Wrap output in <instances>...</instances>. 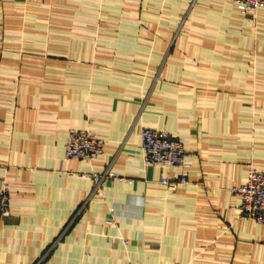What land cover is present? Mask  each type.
Listing matches in <instances>:
<instances>
[{
    "label": "crops",
    "instance_id": "crops-1",
    "mask_svg": "<svg viewBox=\"0 0 264 264\" xmlns=\"http://www.w3.org/2000/svg\"><path fill=\"white\" fill-rule=\"evenodd\" d=\"M69 1L0 0V264H264V224L232 189L264 170V98L246 96L264 8L134 0L140 19L96 18L79 9L98 2ZM71 127L104 151L67 158ZM144 127L186 138L189 183L145 164ZM105 171L119 177L96 188Z\"/></svg>",
    "mask_w": 264,
    "mask_h": 264
},
{
    "label": "built area",
    "instance_id": "built-area-1",
    "mask_svg": "<svg viewBox=\"0 0 264 264\" xmlns=\"http://www.w3.org/2000/svg\"><path fill=\"white\" fill-rule=\"evenodd\" d=\"M243 14H255L264 8V0H234ZM105 140L99 134L77 127H71L67 136L65 151L69 158H93L104 151ZM141 146L145 164L160 166L176 171L172 178L165 175L161 182L171 189L190 182L188 174L183 171L191 165V153L187 148L185 137L169 131L144 127L141 130ZM100 187L108 178H117L115 172L91 173ZM240 196L241 211L248 217L264 224V170L253 167L248 169L246 182L233 188ZM12 192L9 187L0 188V218L5 217L11 207ZM127 264H132L128 262ZM161 264V263H160ZM176 264V263H163Z\"/></svg>",
    "mask_w": 264,
    "mask_h": 264
},
{
    "label": "rangeland",
    "instance_id": "rangeland-1",
    "mask_svg": "<svg viewBox=\"0 0 264 264\" xmlns=\"http://www.w3.org/2000/svg\"><path fill=\"white\" fill-rule=\"evenodd\" d=\"M79 1L82 2V1H87V0H79ZM92 1L98 2L100 4L101 8L95 7L93 9H84V8H88V7L84 6L81 9H79L81 17H88V16L92 17V16H94L96 18H103V16L107 17V16H118V15H120V16H127V17H129L128 19H130V18L140 19L141 18V14H139V15H133V13L131 14L132 10L134 12H135V10L129 6H133V4L135 3V2H133L134 0H132V1L125 0V5H124V8H122V11H121V9L118 10V9H114L113 7L112 8L111 7L102 8V6H105V4H106L105 2L107 0H92ZM65 2H70V1L65 0ZM112 2H115V1L113 0ZM126 8H129V9H126ZM130 9H132V10H130ZM252 67H253V74H251V76H252L253 80L255 79L256 88L254 90H251L250 93L246 92V96L251 97L250 98V104L252 106H255V105H257L258 100H263V98H264V89L260 87V86L264 85V60L260 61L259 59H257L254 66H252ZM260 107L264 108V105H261ZM77 128H79V127H77ZM82 129H86V128H82ZM65 155L67 158H69L66 154V151H65ZM87 158H90V157H87ZM69 159H72V158H69ZM80 159H82V158H80ZM250 166H251V168H252V166L256 167L255 165H253V163H251ZM89 175L93 176L91 173ZM111 179H114V177L108 178L107 181L103 184H106ZM245 182H246V180L243 183H245ZM243 183H241V184H243ZM241 184L233 186L232 189L236 186L241 185ZM5 186L9 187L8 185H4L2 187H5ZM96 188H98V187L96 186ZM125 241L128 242V240H125Z\"/></svg>",
    "mask_w": 264,
    "mask_h": 264
}]
</instances>
